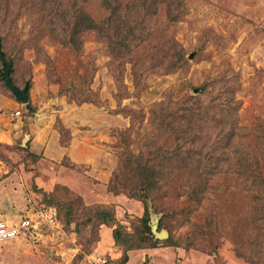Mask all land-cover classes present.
I'll return each mask as SVG.
<instances>
[{"label":"rangeland","instance_id":"1","mask_svg":"<svg viewBox=\"0 0 264 264\" xmlns=\"http://www.w3.org/2000/svg\"><path fill=\"white\" fill-rule=\"evenodd\" d=\"M2 1L23 51L11 53L15 38L0 35V52L17 58H11L14 80L20 88L29 84L35 114L0 81V222L19 224L29 206L25 217L35 223L29 238L0 243V264H72L83 250L74 226L67 231L35 218L46 191L34 178L41 165H52L27 159L40 125L63 144L70 137V146L88 148L89 163L73 183L77 192L64 191L65 200L83 198L87 207L99 203L114 212L115 225L97 229L99 241L77 264H120L125 246L114 239L118 227L142 237L143 201L108 187L113 181L115 191L127 193L120 177L133 170L132 159L149 161L153 151L170 180L149 200L153 239L129 251L126 264H264V185L251 187L253 176H264V0H185L178 23L167 21L163 7L149 21L148 46L125 60L96 30L80 36V51L49 30L33 41L37 25L49 23L34 6L38 0ZM87 9L97 22L108 18L100 0ZM2 70L0 57V76ZM16 110L22 115L13 120ZM40 115L46 117L37 123ZM210 157L219 175L201 194L207 173L195 160L205 164ZM155 222L167 238L156 237Z\"/></svg>","mask_w":264,"mask_h":264},{"label":"trees","instance_id":"2","mask_svg":"<svg viewBox=\"0 0 264 264\" xmlns=\"http://www.w3.org/2000/svg\"><path fill=\"white\" fill-rule=\"evenodd\" d=\"M92 2L93 0H38L35 2L34 6L38 8L37 10H39V13H43L49 17V23L47 25H37L39 27L38 31L40 32L33 41H39L38 38L42 32L49 30L50 34L54 35L57 41H63V45L70 46L75 51H80L81 46L83 45V42L80 40V36L92 30H96L100 34V37L106 38L112 43V51L115 54V57L117 59L125 60V57H130L137 51V49H144L148 46L147 41L150 40L149 38L152 35L150 32L151 25L149 21L151 19L159 18L161 14L160 10L163 7L169 23L180 22L186 12L185 0H100L102 9L108 13V18L103 22H97L90 15L87 9L89 4ZM3 3L4 1L0 0V29L5 33L2 32L4 34L0 35L5 36L6 39L8 35V37L10 36L8 39L10 40L14 37L15 40L12 39L14 45L9 42L15 46L11 53L22 54L23 46H19V44L21 45L22 38L14 35L16 33L17 24L8 13L6 7L3 6ZM11 58L7 60L5 56L6 61L11 63L10 77L12 83L18 86L12 73L14 71V62L12 59L16 61L17 58ZM0 81L2 82V85L12 94L10 88L3 80L2 75L0 76ZM27 109L30 114H35V108L32 105L29 104ZM60 141L63 147H68L71 139L69 137L64 144L62 139H60ZM27 151H29L27 159H40L37 154L32 153L30 150ZM176 151L177 150L171 152L170 154H174ZM197 151H200L197 152V155L202 154L201 150ZM181 153L182 150L180 151V154ZM155 154L158 153L153 151L149 155L151 157V160L149 161L147 159L133 160L131 158L132 160L130 163L133 165V170L128 167L131 172L128 175L120 177V180L124 182L123 189L126 188L127 193L122 192V189L121 191L119 190V192L115 191V189L112 188L113 181L110 182L108 187V190L116 195L122 193L128 194L127 196H130L133 199H139L144 203V214L143 217L140 218V222L143 226V231L141 232L142 237L136 238V235L129 234L119 227L113 232L116 244L125 246L124 257L120 264L128 263L130 260V257L128 256L129 251L143 249L146 247L143 245L144 242L153 239L150 228L151 216L149 200L150 202L151 200L155 201V193L161 189V186H159L161 181L170 180L169 177L166 178L165 176H161L162 171H164L162 164L164 162L159 161V155L157 156ZM212 158L213 157H210V162L205 164H202V162L198 161V159L195 160L198 170L204 169V173H207L206 175L202 174L201 179L199 178L200 185L202 186L201 188L204 189L201 191V194H203V192L207 189L210 180H215L219 175V173L215 171L216 167L214 166V161H211ZM68 167L74 168V165L69 162ZM38 173L39 171L37 174ZM64 175V177L68 176L67 174ZM263 177L264 176L262 175L253 176V180L251 181V187H253L252 189L257 190L258 187L264 185ZM161 178L163 179L161 180ZM246 179L248 180L249 177ZM60 190L63 191L60 193ZM73 190L74 189L67 185L57 183L54 190L48 193L44 192V201L41 205L46 208H56L58 222L60 224L62 223L67 231H72V227H75L74 232L81 237L80 244L83 248L79 257L74 263H72L77 264L78 260L83 258L85 253L84 249H90L92 243L99 241L100 235L97 233V229L101 228V226L105 224L107 226H110L111 223L115 225V216L114 212L111 211V208H107L105 205H101L99 203L95 204L96 206L87 207L83 203L84 199L81 196L79 197L82 199L78 198L79 202L65 200L64 191L71 194L75 193ZM252 198H257V196L252 195ZM29 210H31L29 206H26V208L22 210L23 212L20 217V221L24 219L25 214L29 213ZM43 225L45 226L46 224ZM88 226L91 230L90 233L87 231ZM30 234L31 233H25L17 238H29ZM151 245H153V248L155 247V244Z\"/></svg>","mask_w":264,"mask_h":264},{"label":"crops","instance_id":"3","mask_svg":"<svg viewBox=\"0 0 264 264\" xmlns=\"http://www.w3.org/2000/svg\"><path fill=\"white\" fill-rule=\"evenodd\" d=\"M9 104L12 109L19 107L17 102L14 101H10ZM45 117L46 116L44 115L42 117L40 115L36 122L39 123L40 120L44 119ZM52 131L53 132L50 137L51 131L48 127L46 128L40 125L37 132L35 130V138L31 143V152L37 154L40 157L42 164L44 163L43 161H50V164H52L50 167L49 165H47L45 168L41 165V167L39 168V173L37 175L38 177H35V180L37 181L36 183H38L39 185L40 180V185L42 184V186L39 185L38 187L40 189L41 187H43L44 191H46L47 193L52 191V185L54 186L57 183L68 186L70 185L69 187L77 192L76 187L73 183H75L76 186L79 184L78 174L80 173L78 170L83 163H89L87 153L88 148L85 145L86 142L83 141L85 147L79 150L70 145L69 147H63L60 141L59 134L54 129ZM75 140L76 139H74L73 142H75ZM66 159L70 162V164L74 165V168L66 167L64 165L63 162ZM57 168L59 170H56ZM51 170L53 171L52 173ZM64 174H67L68 176L64 177ZM72 185L74 186V188L72 187Z\"/></svg>","mask_w":264,"mask_h":264},{"label":"built area","instance_id":"4","mask_svg":"<svg viewBox=\"0 0 264 264\" xmlns=\"http://www.w3.org/2000/svg\"><path fill=\"white\" fill-rule=\"evenodd\" d=\"M21 115V111L19 110L9 113L10 118L13 120ZM35 218H37L41 224H46L48 226H56L59 223L57 219V209L54 207L40 208L36 212ZM33 223L35 222L30 215L24 217V219H22L17 225H8L7 223L0 222V243L16 239L20 235L32 232V229L34 228ZM105 263L104 260L100 261L99 264Z\"/></svg>","mask_w":264,"mask_h":264},{"label":"water","instance_id":"5","mask_svg":"<svg viewBox=\"0 0 264 264\" xmlns=\"http://www.w3.org/2000/svg\"><path fill=\"white\" fill-rule=\"evenodd\" d=\"M0 57H1V61L3 63V70H2V77L3 80L6 82L7 86L10 88L12 94L14 95V97L16 98V100L22 104L25 105L26 108L29 107V96L27 94L28 88H29V84H26L24 88H20L16 85H14L12 83L11 77H10V71H11V63L7 62L4 54L2 52H0ZM153 233L156 235L157 238L159 239H165L168 237L167 232H161L158 233L157 230V223H153L151 225Z\"/></svg>","mask_w":264,"mask_h":264}]
</instances>
